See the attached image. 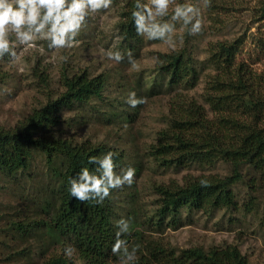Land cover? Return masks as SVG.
I'll return each mask as SVG.
<instances>
[{
  "label": "rangeland",
  "instance_id": "rangeland-1",
  "mask_svg": "<svg viewBox=\"0 0 264 264\" xmlns=\"http://www.w3.org/2000/svg\"><path fill=\"white\" fill-rule=\"evenodd\" d=\"M125 1L113 0L110 9L91 14L72 48L49 49L47 41L37 37L34 43L16 48L15 61L7 55L0 59V69L5 74L0 79V127L15 126L33 109L44 105L50 95L58 96L64 91V74L86 73L90 77L104 74L107 81L102 96L92 98L86 105L60 110L61 120L55 127V135L76 142H104L122 149L126 158L118 174L121 169L134 166V157L137 159L140 170H135L134 183L116 189L113 195L114 222L121 217L128 218L129 232L143 230L146 236L160 239L177 251L236 244L248 257V264H264L263 181L259 180V172L249 165L241 166L243 177L233 186V191L242 207L250 196L256 198L259 205L252 211L241 208L232 213L219 209L210 215L183 208L179 226L165 223L161 231L147 222L159 207L160 193L156 186L181 185L201 175L224 177L233 171L232 164L224 160H217L214 165H159L148 150L171 120V110L178 107V102L197 101L202 112L216 121L203 95L208 76L217 73L210 47L218 41L240 40L235 65L244 62L246 67L264 75V16L261 14L264 0H211V7L207 8L201 7V0H176L178 4L201 7L203 29L191 35L190 26L177 22L174 50L163 41L145 38L134 49H128L117 27ZM108 50L119 51L124 60L120 63L108 60L103 56ZM180 50L191 54L199 78L193 86L181 85L171 92L166 78L157 79V60L160 52ZM129 51L138 69L129 63ZM131 92L138 98H146V103L131 108L126 103ZM250 99L248 95H239L230 107L244 126L238 131L239 141L250 130L264 128V107ZM112 113L122 117H114ZM57 181L45 154L39 150L25 171L15 175L0 171V264H45L50 256L64 253L69 245L73 247L70 242L51 240L50 233L44 229L29 226L30 232L22 234L16 226L18 222L45 221L60 208L59 195L53 191ZM144 254H136L135 264H143ZM70 258L73 264H87L76 249ZM97 259L103 263L102 257ZM108 262L120 264L118 256L112 261L111 255Z\"/></svg>",
  "mask_w": 264,
  "mask_h": 264
},
{
  "label": "trees",
  "instance_id": "trees-1",
  "mask_svg": "<svg viewBox=\"0 0 264 264\" xmlns=\"http://www.w3.org/2000/svg\"><path fill=\"white\" fill-rule=\"evenodd\" d=\"M134 4L135 0H126L117 21L119 33L131 50L143 40V37L137 36L132 22ZM261 14L264 16V4ZM239 43L240 40L218 41L210 47L211 61L217 73L208 76L203 96L215 113L216 121L202 112V106L197 101L178 102V107L171 110V120L160 130L157 140L148 150L149 156L159 165H214L217 160H224L234 169L224 177L201 175L181 185L156 186L160 193L159 207L147 222L156 225L159 231L163 230L165 223L178 227L183 208L188 211L202 210L212 215L219 209L233 213L243 208L250 212L259 205L256 198L250 196L242 207L233 191V186L242 180L243 165L259 172L264 190V128L250 130L239 141L238 131L244 126L230 110L235 98L242 94L252 97L250 102L264 107V75L246 67L244 62L235 65ZM156 69L157 79L166 78L171 92L181 85L193 86L199 78L191 54L184 50L160 52ZM4 76L0 69V79ZM63 81L64 91L58 96L50 95L44 105L33 109L15 126L0 127V171L15 175L31 166L36 150L45 154L47 164L53 168V175L58 179L53 191L59 195L60 208L49 214L45 221L36 220L31 224L18 222V231L28 234L29 226L44 229L50 233L51 240L70 242L85 263H101L97 258L102 257L101 264H109L111 255L112 261L117 258L111 252L118 231L113 220L116 215L113 203L116 189L111 190V195L103 203L80 202L69 193L70 180L84 167L95 172L96 165L89 163L90 157L103 158L108 152L115 153L113 160L118 174L126 154L122 149L104 142H76L72 138L55 135V127L61 120L60 110L86 105L92 98L101 97L107 80L104 74L90 77L81 73L64 74ZM119 115L122 117L119 113H112L114 117ZM133 165L131 168L140 170L135 157ZM201 179L207 180L208 186H202ZM121 238L127 241L129 250L139 245L137 253H145L141 261L143 264H248V257L236 244L209 249L196 246L177 251L160 239L146 236L143 230L129 232ZM45 264L73 262L60 253L50 256Z\"/></svg>",
  "mask_w": 264,
  "mask_h": 264
},
{
  "label": "clouds",
  "instance_id": "clouds-1",
  "mask_svg": "<svg viewBox=\"0 0 264 264\" xmlns=\"http://www.w3.org/2000/svg\"><path fill=\"white\" fill-rule=\"evenodd\" d=\"M112 3L113 0H0V59L7 55L15 61L16 48L34 43L37 37L47 41L49 49L72 48L87 18L110 9ZM201 7H211V0H201ZM201 7L191 3L178 4L176 0H135L131 17L137 36L163 41L174 50L177 22L190 26L191 35L202 31ZM127 55L132 67L138 69L131 51ZM103 56L116 63L124 60L119 51L108 50ZM126 103L136 108L146 103V98H138L131 92ZM114 155L108 152L103 158L90 157L89 163L96 165L95 172L81 168L70 180V195L80 202L100 204L111 195V190L125 185L130 187L135 180V169L128 167L117 174ZM200 184L206 187L208 181L201 179ZM116 225L118 231L111 252L119 257L120 264H135L139 245L129 250L127 241L121 238L129 234L130 221L122 218ZM74 252L70 245L64 249L68 257Z\"/></svg>",
  "mask_w": 264,
  "mask_h": 264
}]
</instances>
